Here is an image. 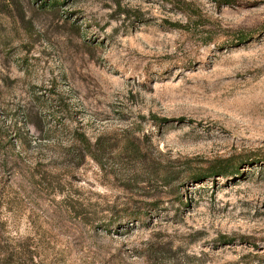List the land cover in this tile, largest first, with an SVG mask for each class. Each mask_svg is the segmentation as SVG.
<instances>
[{
	"label": "rangeland",
	"instance_id": "374dc122",
	"mask_svg": "<svg viewBox=\"0 0 264 264\" xmlns=\"http://www.w3.org/2000/svg\"><path fill=\"white\" fill-rule=\"evenodd\" d=\"M0 130V264H264V0H0Z\"/></svg>",
	"mask_w": 264,
	"mask_h": 264
},
{
	"label": "trees",
	"instance_id": "16d2710c",
	"mask_svg": "<svg viewBox=\"0 0 264 264\" xmlns=\"http://www.w3.org/2000/svg\"><path fill=\"white\" fill-rule=\"evenodd\" d=\"M211 1L219 5L221 4L228 5V4L233 3V0H211ZM246 37H247L246 34L237 35L238 41L246 39ZM3 136L4 135L3 133H1V130H0V145L2 143ZM78 140L81 146L84 147L85 150L89 152L92 158L95 159L96 161L100 160V157L106 151V145L104 143V140L102 141L101 138H98L96 140V143L92 146L90 145L88 139L84 135H81L78 138ZM239 160H240L239 157H234V156H231L225 159H218L216 162H214V164L208 167L207 171H205L204 173H201V172L195 173L193 177L196 181H200L206 178H215L217 176H221L224 178L239 176L241 174V171H240L241 163L239 162ZM258 160L264 161V154L260 155Z\"/></svg>",
	"mask_w": 264,
	"mask_h": 264
}]
</instances>
